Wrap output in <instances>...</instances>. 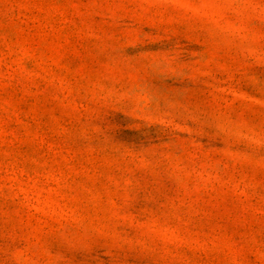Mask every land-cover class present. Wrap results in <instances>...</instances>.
<instances>
[{
  "label": "rangeland",
  "instance_id": "rangeland-1",
  "mask_svg": "<svg viewBox=\"0 0 264 264\" xmlns=\"http://www.w3.org/2000/svg\"><path fill=\"white\" fill-rule=\"evenodd\" d=\"M0 264H264V0H0Z\"/></svg>",
  "mask_w": 264,
  "mask_h": 264
}]
</instances>
